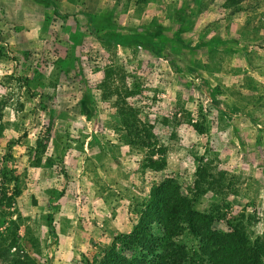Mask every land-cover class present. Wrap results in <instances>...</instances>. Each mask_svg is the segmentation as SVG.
Returning <instances> with one entry per match:
<instances>
[{
    "label": "rangeland",
    "instance_id": "obj_1",
    "mask_svg": "<svg viewBox=\"0 0 264 264\" xmlns=\"http://www.w3.org/2000/svg\"><path fill=\"white\" fill-rule=\"evenodd\" d=\"M205 164L219 178L197 192ZM166 177L213 230L264 236V0H0V264L141 259L121 238ZM177 243L206 259L201 237Z\"/></svg>",
    "mask_w": 264,
    "mask_h": 264
},
{
    "label": "trees",
    "instance_id": "obj_2",
    "mask_svg": "<svg viewBox=\"0 0 264 264\" xmlns=\"http://www.w3.org/2000/svg\"><path fill=\"white\" fill-rule=\"evenodd\" d=\"M241 2L243 0H227V6L237 9ZM54 11L61 18L69 17L67 13L60 14L56 6ZM88 22L94 34L103 31L98 21H95L90 14H88ZM149 33L150 38L159 35L156 30ZM116 35L118 38L116 42L123 46H132L139 41V39H130L128 35ZM172 41L183 43L177 37V33ZM143 44L159 55L163 53V44L156 41ZM146 138L147 136L139 133L135 139L142 142ZM153 153L147 167L154 171L164 169L167 166L166 148L162 146L154 148ZM155 155H158V158H154ZM217 174L221 179L225 177L224 171H219ZM216 178L219 177L211 174L205 164L197 173L195 181L197 192L202 183L213 187ZM154 224L162 225L165 233L163 237L153 233ZM211 224L212 217L196 209L195 197L184 193L176 178L166 177L153 188L141 224L130 236L121 238L123 247H139L142 258L121 256L113 249L111 257H107L102 264H194L189 261L186 248L177 243L180 237L189 233L201 237L205 243V252H203L206 259H202L199 264H264V236L248 241L243 237L241 230L235 228L229 232H218L211 228ZM50 231L54 234L53 226L50 227Z\"/></svg>",
    "mask_w": 264,
    "mask_h": 264
}]
</instances>
